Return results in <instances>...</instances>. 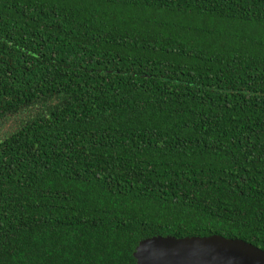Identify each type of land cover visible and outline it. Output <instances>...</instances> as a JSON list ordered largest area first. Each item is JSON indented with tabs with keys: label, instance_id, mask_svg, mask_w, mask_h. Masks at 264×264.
Instances as JSON below:
<instances>
[{
	"label": "trees",
	"instance_id": "1",
	"mask_svg": "<svg viewBox=\"0 0 264 264\" xmlns=\"http://www.w3.org/2000/svg\"><path fill=\"white\" fill-rule=\"evenodd\" d=\"M0 264H135L154 236L264 251V0H0Z\"/></svg>",
	"mask_w": 264,
	"mask_h": 264
},
{
	"label": "water",
	"instance_id": "2",
	"mask_svg": "<svg viewBox=\"0 0 264 264\" xmlns=\"http://www.w3.org/2000/svg\"><path fill=\"white\" fill-rule=\"evenodd\" d=\"M135 264H264V251L222 236L174 238L154 236L138 243Z\"/></svg>",
	"mask_w": 264,
	"mask_h": 264
},
{
	"label": "rangeland",
	"instance_id": "3",
	"mask_svg": "<svg viewBox=\"0 0 264 264\" xmlns=\"http://www.w3.org/2000/svg\"><path fill=\"white\" fill-rule=\"evenodd\" d=\"M14 118H10L8 121L0 124V136L14 129Z\"/></svg>",
	"mask_w": 264,
	"mask_h": 264
}]
</instances>
